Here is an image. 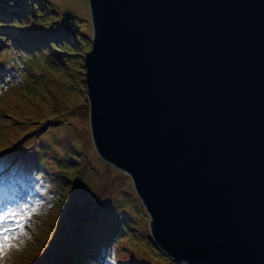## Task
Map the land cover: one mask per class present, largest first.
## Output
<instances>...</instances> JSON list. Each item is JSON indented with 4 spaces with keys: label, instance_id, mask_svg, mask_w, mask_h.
Returning a JSON list of instances; mask_svg holds the SVG:
<instances>
[{
    "label": "water",
    "instance_id": "95a60500",
    "mask_svg": "<svg viewBox=\"0 0 264 264\" xmlns=\"http://www.w3.org/2000/svg\"><path fill=\"white\" fill-rule=\"evenodd\" d=\"M88 2L93 141L131 177L157 246L264 264V0Z\"/></svg>",
    "mask_w": 264,
    "mask_h": 264
},
{
    "label": "rangeland",
    "instance_id": "374dc122",
    "mask_svg": "<svg viewBox=\"0 0 264 264\" xmlns=\"http://www.w3.org/2000/svg\"><path fill=\"white\" fill-rule=\"evenodd\" d=\"M85 1L87 14L72 0H0V174L25 215L9 218L0 208V234L10 235L0 264H83L94 249L108 251L109 264H187L157 246L131 177L95 147ZM65 11L75 33L62 22ZM21 162L37 169L26 170L37 188L7 182Z\"/></svg>",
    "mask_w": 264,
    "mask_h": 264
},
{
    "label": "trees",
    "instance_id": "16d2710c",
    "mask_svg": "<svg viewBox=\"0 0 264 264\" xmlns=\"http://www.w3.org/2000/svg\"><path fill=\"white\" fill-rule=\"evenodd\" d=\"M16 39V40H15ZM15 39H12V40H14L15 42H17V41H20L19 39H17V38H15ZM8 41H10V39H7ZM4 41V40H3ZM5 158H3V159H1L0 158V160H2L1 162H0V169H1V166H2V164H3V160H4ZM32 166V165H31ZM31 166H27L26 164H24L23 162H21V164H19V165H17V166H14V167H17L18 168V170H16V171H13V173L10 175V176H12V177H14L13 179L12 178H10V180L12 181V182H10V181H8L9 183H11V184H14V185H16V186H20V184H22V183H24L26 186H28V183H27V179L26 178H24L23 177V175L24 174H27V172L28 171H26L27 169L28 170H37L36 168H34L33 166L31 167ZM26 172V173H25ZM6 179H7V176H5V175H3V177H2V181H6ZM35 188H37V184H36V182H35ZM29 211H31V210H29ZM95 250V252L94 253H91V254H87V253H85L84 255H83V257H81V259H83L84 260V263L83 264H100V262L101 261H103L104 263H106V264H109V260H110V258H109V255L108 256H105L104 257V255H105V253H107V252H104V253H102L103 252V250L101 249V250H96V249H94ZM104 263H102V264H104Z\"/></svg>",
    "mask_w": 264,
    "mask_h": 264
},
{
    "label": "bare ground",
    "instance_id": "6f19581e",
    "mask_svg": "<svg viewBox=\"0 0 264 264\" xmlns=\"http://www.w3.org/2000/svg\"><path fill=\"white\" fill-rule=\"evenodd\" d=\"M72 1H75L77 3H81V4H84L85 6V9H86V14L87 12L89 11V7L87 6V2L85 0H72Z\"/></svg>",
    "mask_w": 264,
    "mask_h": 264
}]
</instances>
